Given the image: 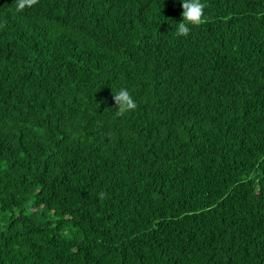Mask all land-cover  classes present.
<instances>
[{
	"label": "trees",
	"instance_id": "16d2710c",
	"mask_svg": "<svg viewBox=\"0 0 264 264\" xmlns=\"http://www.w3.org/2000/svg\"><path fill=\"white\" fill-rule=\"evenodd\" d=\"M202 2L0 0V264H264V0Z\"/></svg>",
	"mask_w": 264,
	"mask_h": 264
},
{
	"label": "clouds",
	"instance_id": "9594fccd",
	"mask_svg": "<svg viewBox=\"0 0 264 264\" xmlns=\"http://www.w3.org/2000/svg\"><path fill=\"white\" fill-rule=\"evenodd\" d=\"M30 2L31 0H16V7L23 9L26 3ZM180 3L183 11L181 13L182 20L176 23L175 32L178 35L188 33L191 25L200 23L203 19L204 9L202 0H180ZM112 92L117 115L125 114L136 107V100L127 87L120 86Z\"/></svg>",
	"mask_w": 264,
	"mask_h": 264
}]
</instances>
